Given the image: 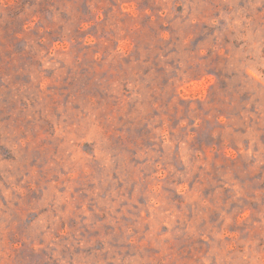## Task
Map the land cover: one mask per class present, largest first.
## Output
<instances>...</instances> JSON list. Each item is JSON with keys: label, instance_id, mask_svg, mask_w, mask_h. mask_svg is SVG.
<instances>
[{"label": "rangeland", "instance_id": "1", "mask_svg": "<svg viewBox=\"0 0 264 264\" xmlns=\"http://www.w3.org/2000/svg\"><path fill=\"white\" fill-rule=\"evenodd\" d=\"M0 264H264V0H0Z\"/></svg>", "mask_w": 264, "mask_h": 264}]
</instances>
